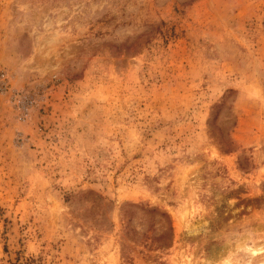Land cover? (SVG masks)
Segmentation results:
<instances>
[{
	"label": "rangeland",
	"instance_id": "rangeland-1",
	"mask_svg": "<svg viewBox=\"0 0 264 264\" xmlns=\"http://www.w3.org/2000/svg\"><path fill=\"white\" fill-rule=\"evenodd\" d=\"M0 264H264V0H0Z\"/></svg>",
	"mask_w": 264,
	"mask_h": 264
}]
</instances>
